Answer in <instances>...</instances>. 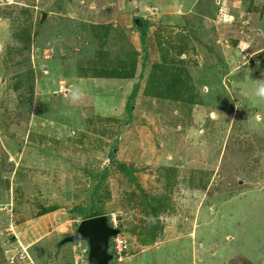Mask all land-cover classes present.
Returning <instances> with one entry per match:
<instances>
[{
	"label": "rangeland",
	"instance_id": "rangeland-1",
	"mask_svg": "<svg viewBox=\"0 0 264 264\" xmlns=\"http://www.w3.org/2000/svg\"><path fill=\"white\" fill-rule=\"evenodd\" d=\"M221 2L163 0L167 11H144L152 21L146 52L131 20L125 33H92L59 18L41 23L47 6L29 16L39 31L32 72L16 65L22 55L0 52V264H88L84 241L62 240L83 220L76 208L88 204L91 190L128 242V256L110 264H264V97L256 94L264 53L252 55L246 44L249 0ZM188 9L213 23L232 16L224 61L195 52L201 28L188 25ZM102 48L109 66L118 62L135 77L96 78ZM177 59L193 96L148 93L154 64L175 68ZM232 67L248 77L234 71V85Z\"/></svg>",
	"mask_w": 264,
	"mask_h": 264
},
{
	"label": "crops",
	"instance_id": "crops-1",
	"mask_svg": "<svg viewBox=\"0 0 264 264\" xmlns=\"http://www.w3.org/2000/svg\"><path fill=\"white\" fill-rule=\"evenodd\" d=\"M1 1L3 3H0V52L7 49L9 53L15 52L22 55V59L18 60L16 62V65L20 68H26L30 72H32V65L29 54L33 48L34 34L39 31L38 27L36 31V26L34 23H30L29 16L33 13L35 18L37 12L40 9V6L50 7V10L44 11L43 14L41 13V23H44L45 19L52 21V18H59L61 21L63 20L65 22L71 21L74 24L83 23L89 25L88 29L91 30L92 33L94 29H96L97 31H102L103 29L107 31L108 28H110V31H113L118 30L119 28L121 29V27L125 33L127 32V30H129L126 28L131 27V25L127 24L130 20L133 21V25L136 23L139 26H141L140 24L142 23L141 19L147 20L151 23V27L152 21L150 14L148 13V15L144 16L142 15L144 14V11H146L147 13L151 11V9L163 10L164 8L166 11L168 9V5H162L163 0H34L32 6L26 3H22L26 2L25 0ZM170 2L172 3V0H169V3ZM181 3H179L181 7L180 12H177V14L179 15H183V10H185V7H183ZM221 3L222 2L220 0V4ZM249 3L250 4L246 5L245 7L246 11L248 10V14H250L248 16L249 20L247 21V26H245V28L249 30L247 31V39L249 41L247 40L246 44L250 46L249 49L252 55H260L264 53V0H249ZM251 3H254L255 5ZM162 6L163 8H161ZM172 6H170L169 8H171ZM30 7L35 11H31L29 9ZM15 8L20 9L18 11L20 14H17L15 13V11H13V9ZM187 11L190 12V19H188L187 22L188 25H190L191 28H196L197 24L199 23V27L201 28L200 33L198 34L199 37L194 39V45L195 47H198L195 52L201 53L199 56H202L204 59L210 58L214 61H224L226 53L225 49H229V45L224 44V42H226L227 40L223 41L224 38L222 37V35L223 33H225L224 30H226L227 28L231 29L232 21L229 18L232 16L229 14H220L216 19H213L215 23L214 24L209 18L203 16H198L197 18L191 13L189 9ZM147 16L148 18H146ZM165 17L168 19L170 18L171 20L174 18V16L170 15L169 13H167ZM48 24H45L44 30L47 28ZM209 26H211L212 29H208ZM131 33L134 34V30ZM66 38H68V35L61 37V39L64 40ZM54 40L56 41V38H54ZM103 50L105 51L106 49ZM134 50L132 51L138 53V48L135 47ZM99 56L102 58V56L105 55L99 54ZM260 56L258 59L259 61L261 60L259 62L261 64L259 65V69L264 67V56ZM101 62L104 63L103 61ZM255 64L257 63L255 62ZM92 66L90 67L91 71ZM239 70L236 67L235 69L232 67L231 74H233L234 71H238V75L241 76L244 74V77L246 79L248 77L247 73L239 72ZM262 70L264 71V68ZM86 71L87 68L83 70V73H85ZM260 73H254L255 78H258ZM254 75L251 74V77H253ZM232 76H234V85L239 84V82L236 81V78L239 77H237V75L235 74H233ZM133 77L135 76L133 75ZM88 78H90L88 75H84L83 77V79ZM96 78L103 79V77ZM235 88L234 91L236 92ZM258 141L259 147L264 151V136Z\"/></svg>",
	"mask_w": 264,
	"mask_h": 264
},
{
	"label": "trees",
	"instance_id": "trees-1",
	"mask_svg": "<svg viewBox=\"0 0 264 264\" xmlns=\"http://www.w3.org/2000/svg\"><path fill=\"white\" fill-rule=\"evenodd\" d=\"M142 21V26H139L138 24L135 23V26L138 28V30L140 31V35H141V41L144 44V50L145 52L147 51V47H146V38L148 36V32L150 29V22L147 20H143ZM102 51V52H101ZM101 51H99V54H104L105 56H102L101 61L104 60L105 64H103L104 66H102L99 71L98 74L95 75L97 77H103V78H132L133 74H125L123 69H119L120 64H117L118 62H115L116 64L113 65L111 64V66H109V52L108 51H104L103 49H101ZM101 52V53H100ZM135 53V52H134ZM180 53H182V51H180ZM136 54V53H135ZM148 59V54H145L144 57V63L142 65V69L144 70L147 67V60ZM177 62V64L175 65V68H172V65L169 64L168 65V69L167 66H165L163 63L162 64H154L153 66V72L150 74V87L148 89V93H151L152 95L156 94V96L160 95L162 96L163 92L166 93V95H175L182 92L183 90L189 92L188 96L189 98H191L192 95V91L190 89V83L188 81H184V79L187 77L186 74V70H184V68L180 67L184 61L177 59V60H173V62ZM125 61H122V63ZM135 64V62H134ZM180 64V65H179ZM136 65V64H135ZM104 67H106V69H104ZM135 67V66H134ZM160 69V70H159ZM171 70L174 71V76L175 78L171 79V82H169V77L171 74ZM161 71V72H160ZM160 73V75H159ZM142 75V74H141ZM154 75V76H153ZM143 76V75H142ZM153 77V78H152ZM156 78V79H154ZM154 80V81H153ZM163 83V84H162ZM189 86V87H188ZM140 88V84L136 83L134 85L133 91L131 93V95L129 96L128 102L125 106V110L127 112V122L130 123L132 120V108L134 106V99L136 97V94L138 92ZM115 147V146H114ZM110 157H111V164L115 163L114 157H115V152L114 149H112L110 151ZM121 169L126 170V167L121 166ZM107 171V168L101 171H99L94 177V181L95 180H101L102 178H104V176L106 175L105 172ZM95 185V184H94ZM76 211L82 216V219H87L90 217H95V216H100V215H104V211L99 203V200L97 199V195L96 192L94 190L90 191V196H89V202L87 205H81L78 206L76 208ZM45 212H49L45 211ZM155 214V213H154ZM109 225L113 226V222L108 220ZM120 231L122 232L121 228ZM155 237V231L153 232ZM247 264V263H246Z\"/></svg>",
	"mask_w": 264,
	"mask_h": 264
},
{
	"label": "water",
	"instance_id": "water-1",
	"mask_svg": "<svg viewBox=\"0 0 264 264\" xmlns=\"http://www.w3.org/2000/svg\"><path fill=\"white\" fill-rule=\"evenodd\" d=\"M119 231L109 225L106 215L90 217L82 220L75 232L62 240V244L84 241L89 248L88 264H110L114 259L109 250L110 240Z\"/></svg>",
	"mask_w": 264,
	"mask_h": 264
},
{
	"label": "built area",
	"instance_id": "built-area-1",
	"mask_svg": "<svg viewBox=\"0 0 264 264\" xmlns=\"http://www.w3.org/2000/svg\"><path fill=\"white\" fill-rule=\"evenodd\" d=\"M60 88L63 91L66 89L64 85L62 84L60 85ZM113 226L116 228L117 227L120 228V226L117 225L115 221L113 222ZM81 250L84 254L83 256L85 257L86 255L88 258V253H89L88 246ZM110 251L118 261H121L123 260V258L128 256V253H129L128 242H127V239H125V236L123 235L121 231L117 235L111 238Z\"/></svg>",
	"mask_w": 264,
	"mask_h": 264
},
{
	"label": "clouds",
	"instance_id": "clouds-1",
	"mask_svg": "<svg viewBox=\"0 0 264 264\" xmlns=\"http://www.w3.org/2000/svg\"><path fill=\"white\" fill-rule=\"evenodd\" d=\"M257 95H259V96H261V97H264V84H262L260 87H259V89H258V91H257V93H256ZM109 220V219H108ZM110 226H112V225H110ZM112 227H114V226H112ZM114 228H116V227H114ZM118 228V227H117ZM119 230H120V228H118ZM120 232V231H119ZM111 241V240H110ZM86 243V242H85ZM88 246V245H87ZM109 250H110V246H109ZM111 252V251H110ZM113 260H117L115 257H114V259ZM118 261V260H117Z\"/></svg>",
	"mask_w": 264,
	"mask_h": 264
}]
</instances>
